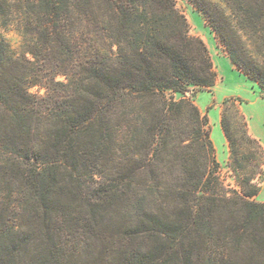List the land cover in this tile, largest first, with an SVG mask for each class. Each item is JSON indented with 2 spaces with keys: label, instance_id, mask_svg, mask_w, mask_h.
<instances>
[{
  "label": "trees",
  "instance_id": "trees-1",
  "mask_svg": "<svg viewBox=\"0 0 264 264\" xmlns=\"http://www.w3.org/2000/svg\"><path fill=\"white\" fill-rule=\"evenodd\" d=\"M188 1L264 95V0ZM214 81L175 0H0V264H264L263 148L226 100V183L184 95Z\"/></svg>",
  "mask_w": 264,
  "mask_h": 264
},
{
  "label": "rangeland",
  "instance_id": "rangeland-1",
  "mask_svg": "<svg viewBox=\"0 0 264 264\" xmlns=\"http://www.w3.org/2000/svg\"><path fill=\"white\" fill-rule=\"evenodd\" d=\"M175 6L177 10L186 18L188 34L193 37L200 38L205 43L211 60L213 71L215 72V81L211 87H194L191 88L190 91L185 92L184 95L194 102L202 115H205L207 117L208 132L214 147L215 158L219 164V173L222 178H224L226 183L233 184L232 172L230 171V168L228 166V143L223 134L220 124L225 106L224 102L226 100H233L235 102L238 113L242 115L243 119L245 120L247 131L249 133L248 121L241 108L243 102L246 100L240 96L233 94L235 92L234 89L236 85V77L233 74L235 71L240 74V76L244 78H241V82L244 85H247L249 87L258 85L256 82L243 75L231 63L224 46L220 43L212 29L209 27L203 15L194 7V5L190 1L175 0ZM7 38L10 40L11 44L14 47L18 46L19 38L14 32H8ZM57 79L62 80L61 77H58ZM257 88L261 93V97L264 98L262 90L259 87ZM30 91L32 93H44L43 89H38L35 86L31 87ZM175 96L180 97L181 94H175ZM226 115L229 120L232 132L235 134H239L242 124L241 117L232 108L226 111ZM249 135L252 136L250 133ZM262 167L263 175L258 180V193L253 197V199L256 201H264V161Z\"/></svg>",
  "mask_w": 264,
  "mask_h": 264
},
{
  "label": "crops",
  "instance_id": "crops-1",
  "mask_svg": "<svg viewBox=\"0 0 264 264\" xmlns=\"http://www.w3.org/2000/svg\"><path fill=\"white\" fill-rule=\"evenodd\" d=\"M233 75L236 77L233 94L246 100L241 108L248 121L249 133L261 143L264 149V98L261 97L258 86L244 85L241 82L242 76L236 71Z\"/></svg>",
  "mask_w": 264,
  "mask_h": 264
}]
</instances>
